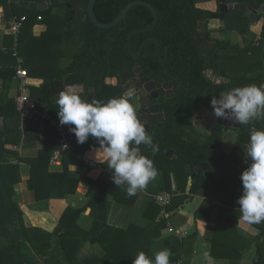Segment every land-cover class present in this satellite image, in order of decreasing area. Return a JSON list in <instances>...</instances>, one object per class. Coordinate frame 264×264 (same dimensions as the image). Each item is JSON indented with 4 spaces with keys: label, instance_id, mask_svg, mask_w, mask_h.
Segmentation results:
<instances>
[{
    "label": "trees",
    "instance_id": "obj_1",
    "mask_svg": "<svg viewBox=\"0 0 264 264\" xmlns=\"http://www.w3.org/2000/svg\"><path fill=\"white\" fill-rule=\"evenodd\" d=\"M43 1L0 0V8L4 9L5 20L13 15L27 17L19 39L18 54L24 58L25 67L30 69L28 84L30 77L43 80L38 88L34 84L29 86L31 100L39 110L48 112L59 120V106L55 100L67 85H83L82 98L94 93L105 103L129 90L138 91L150 81H154L159 86L169 85L173 96L153 101L159 105L163 114V119L160 121L156 116H150L151 121L146 122L141 110L137 109L133 102L137 93L133 94L131 99L138 118L152 136L153 143L159 146L158 152L153 155L151 148L140 145L141 153L151 158L158 170L155 179L148 184L153 185L154 181L163 175L164 186L156 191H171L170 175L178 172L179 168L208 165L211 171L208 180L202 170L198 174L191 171L186 174L184 181L180 180L179 190L184 194L187 192L188 182H191L188 196L183 197L180 204L191 195L199 194L203 188L210 191L206 196L210 200L216 199L224 191H228L233 196L234 190L229 188L231 185H235L239 191L243 190L240 177L250 163V159L246 157L250 132L253 128L264 130V118L252 120L249 124L241 125L237 130L238 139L231 156L239 157V150H242L240 157L245 164L241 172L225 171L223 168L218 170L217 164H221L226 157L216 152L220 149L222 132L225 130L222 119H219L218 125L204 144L188 139L186 135H189L188 129H193L192 120L196 112L208 110L212 113L213 96L219 98L222 92L235 87L264 84V60L258 56L264 43V14L260 15L262 22L260 35H255L251 41L246 42L245 36L251 33L250 27L254 23L240 11L229 10L227 13H222L220 11L222 0H97L95 16L103 24L112 23L128 5L134 2L148 3L155 9L158 16L155 29L135 35L132 49L138 53L148 39H155L159 42L161 59L157 54L158 45L151 41L145 46L141 57L136 60L130 54L128 39L132 32L153 25L154 16L147 7L134 6L128 12L126 19L116 27L100 29L88 17L90 0H68L66 4H61L60 0H50V8L41 12L20 6V2ZM211 1L216 2V10L202 9L198 6ZM230 3L246 4L259 10L264 0H230ZM58 7H67L68 14L64 17L53 14ZM231 12H238L242 16L239 28H234L230 23ZM39 17L42 18L41 21H38ZM214 21L219 24L213 25ZM38 24L46 25L47 31L40 37H35L33 29ZM256 25L254 24L252 29ZM230 31L240 35L242 41L232 44L226 38ZM217 35H223V38ZM64 39L72 43L74 39V44L77 40L78 46L72 56V63L61 70L59 60L63 57L62 54L59 53L53 61L51 51L59 48ZM10 48H8L9 54L12 53V47ZM227 51H235V53L227 54ZM230 59L233 63L229 62ZM135 70H139V73L136 74ZM127 71L132 74L130 80L119 81L117 86L106 84L108 78L119 79L120 74ZM208 73L212 74L213 79L208 77ZM219 76L229 81L218 83L214 78ZM15 80L16 68L0 69L3 93L8 92L9 86ZM3 93L0 95V115L7 120L12 115L6 111V108L12 106L16 109V104L14 105V102ZM14 116L17 120H21L17 109ZM13 133L14 130L10 131L8 128L5 133L3 130L0 131V264H132L141 251L154 261L153 248L157 243L156 239L160 238L162 230L167 226L166 220H160L155 224V217L159 216L163 209L154 202L150 204L149 208L156 210L154 217L156 226L151 238L140 245L144 236L134 237L132 231L136 230L135 227L120 230L108 225L110 202L107 200L108 190L113 188L116 190L115 201L133 205L140 191L138 190L135 196H129L126 191L127 186H117L114 181L97 170L85 168L81 177L70 171L72 165H78L74 160V155L78 153H87L96 162L102 163L99 160L103 157L97 152L99 148L97 139L90 136L85 143L80 144L76 137L70 153L64 159V171L51 173L50 159L55 143L59 140L56 129L46 125L43 148L39 156L26 160L20 158L15 149L6 148L7 145L13 144V141L8 139ZM14 143L17 148L20 140ZM169 150L174 152L175 158H167ZM96 152L98 154H95ZM5 154H12L19 161H27L30 164L28 188L35 192L37 201L50 200L55 194L59 199H63L67 195L75 194L79 184L83 182L89 187L86 195L87 204L79 209L67 208L53 232L27 224L24 212L14 201V186L20 182L19 167L10 163L5 158ZM168 166L169 170H167ZM216 177L219 182L217 181L214 187L206 183ZM224 185H228V188L218 189ZM121 195L130 199L126 200ZM238 199L234 198V203L239 207ZM88 209H91L95 221L90 230H84L78 222ZM171 209L170 205L166 211L169 212ZM251 224L264 232V221ZM214 230L228 237L225 245L221 247V238L211 239L212 254L217 255L216 251L223 249L236 252L235 246L230 244L227 232L218 226ZM197 237L195 233L190 240L194 241ZM176 241L173 240L170 244L173 245ZM88 243L101 245L105 252L104 256L81 257L82 249ZM177 244L180 250L181 242L177 241ZM255 244L259 253L257 263L262 264L264 254L260 250L259 242ZM250 248L251 243L248 241L246 249ZM243 255L232 254L229 257L241 258ZM179 258L177 255L172 259V264H175Z\"/></svg>",
    "mask_w": 264,
    "mask_h": 264
},
{
    "label": "crops",
    "instance_id": "obj_2",
    "mask_svg": "<svg viewBox=\"0 0 264 264\" xmlns=\"http://www.w3.org/2000/svg\"><path fill=\"white\" fill-rule=\"evenodd\" d=\"M208 4L209 5L206 6H204L203 4H199L198 6L202 9L213 10L214 5L212 4V2H208ZM212 5L213 8L208 7ZM3 14L4 9L0 8V69L17 68L19 64L18 59L13 55V53L9 54L8 48H13L14 40L12 37L7 35L6 22ZM212 24L218 25L219 23L217 21H214L212 22ZM252 27L253 26L250 27L251 31L254 29H252ZM46 31V25L38 24L33 29V35L35 37H40ZM227 34L232 39V44H237L239 43V40H242V37H240V35H238L235 31H230ZM247 37L248 35L245 36V38ZM75 41L78 45V41ZM71 43L72 42L64 39L59 48H54L51 51V57L53 58V61L59 53L62 54L63 57H61L59 60V68L61 70L66 69L73 61V54H70L66 50H62L64 49V47L70 46ZM234 53L235 51H227V54ZM260 55L261 59L264 60V54L261 52ZM21 58L24 60L22 56ZM23 67L28 72L30 71L28 67H25V63L23 64ZM214 79L218 81V83L229 81L228 79L222 78L220 76L215 77ZM42 83V79L30 77L28 86L34 84L36 85V88H38ZM0 84L2 86V88L0 89L1 95L3 93L4 87L2 83ZM72 86L75 87L81 93V95L83 94V85ZM29 93L31 95L30 88ZM19 94L20 92L18 90V82L16 80L13 81V83L9 86L8 92L3 93V95H6L8 99L14 102V105L15 99L17 96H19ZM85 98L91 101L93 98L98 99V96L94 93H91ZM6 111L11 114L12 117L6 120L2 115H0V131L5 129L6 132L7 128L10 131L14 130V133L8 136V139L12 140L13 144L7 145L6 148L8 147L9 150L15 149V152H17L20 158L24 160L37 158L39 156L40 150L43 148L46 125L38 121H23L22 119L17 120L14 116L16 113V109H13L12 106H8L6 108ZM199 112H196L195 114ZM191 130L188 129L187 131L189 135L196 132L194 128ZM212 130H210L208 134L203 135L200 138L197 137L198 140L196 139V141L200 142V144H204L206 139L210 136ZM236 130L238 129L225 127V130H223L222 132L220 149H217L216 152L226 157H224V161L221 164H217L218 170L223 168V170L225 171L230 170L234 172H241L242 166L245 164V161H241V149L239 150V157L231 156L238 139V131ZM229 137L232 138L229 139ZM227 138L232 142V146L230 147L229 151L226 152L224 150V141ZM3 139H5V137ZM18 140H20V144L16 148V143L14 142H18ZM58 147L59 142L57 140L53 152ZM95 154L98 153L96 152ZM5 158L10 163L19 167L20 182L14 186V201L19 204L21 210L24 212V217L27 224H30L34 227H40L49 232H53L59 224V221L67 208L70 207L73 209H79L87 204L88 199L86 195L89 191V187L83 182L79 184L77 192L75 194L67 195L63 199H59V197H57V194H55L54 198L50 200L37 201L35 192L28 188V180L30 179L31 174L30 164L27 161H19L12 154H5ZM172 158H175V156L173 155V157L169 159ZM92 159L94 160V158ZM196 167L197 166H193L192 168H190L188 166L185 168H179L178 172L170 175V184L172 186V190L168 192H173L176 194V196L174 197L171 204L172 209L169 212H166V217H164L163 212H161L159 216L155 217L156 210L149 208L152 202L158 205L154 201V196L158 195L160 192H164V190L156 191V189L164 186L163 175H160L157 180L154 181V184L150 183L153 185L147 184L144 190H139L140 193L137 199H135L133 205H127L115 201L114 198L116 190L110 188L107 193V200L110 202L108 225L120 230H127L131 227H135L136 230L132 231L134 237L138 238L140 235L144 236L143 241L140 242L141 245L146 241V239L148 240L151 238V235H153L154 233V229L156 226L155 224L160 220H166L167 226L162 230L160 238L156 239L157 243L153 248V253L155 256L156 252L167 248L171 253L170 264L173 263L172 259H174L177 255H179L180 257L177 262H180L181 264H259L257 263L259 256L257 250L258 246L255 243L257 241L259 242L260 250L264 254V232L241 218L239 207L235 205L234 198H239L242 195V191L237 190L235 185L229 186V188H232L234 190L233 196L228 193V191H224V193L219 195V197H217L216 199L210 200L209 197H206L207 194L210 193V191L203 188L202 190H200L199 194L191 195L184 201L183 204H180L183 197L188 194L191 186V182H188L187 192L185 194L182 193L179 190L180 180L182 179L184 181L186 178V174H189L191 171H193L194 174H198L201 170L196 172ZM49 170L51 173H62L64 171V163L61 167L50 166ZM167 170H169V166ZM70 171L81 177L85 172V168L78 165H72L70 167ZM202 172L204 173V177L207 180L211 177L210 170L209 174L207 175L204 171ZM223 188H228V185H224L222 186V188L218 189ZM121 197L124 198L123 195H121ZM124 199L129 200L130 198L126 197ZM91 212V209H88L81 215L79 219L78 224L84 230H90L95 221V217L91 215ZM154 217L156 219L155 224ZM217 226L218 228H222L224 232H227L226 234L229 235L230 244L235 246L236 252L223 249L221 251H216L217 255L212 254L213 249L211 239L215 240L221 238V247L225 245V242L227 240L226 238L228 237L227 235L216 233V230H214V228L216 229ZM195 233H197L198 237L196 238V240L191 241L190 237ZM173 240L181 242L182 247L180 248V250L178 249L179 246L177 244V241L175 243L173 242V245L170 244ZM248 241L251 243V248L249 250L246 249V244ZM241 253L244 254L241 258L229 257L232 254ZM104 254L105 252L101 245L88 243L83 247L81 257H88L91 255L103 257ZM262 264H264V262Z\"/></svg>",
    "mask_w": 264,
    "mask_h": 264
},
{
    "label": "clouds",
    "instance_id": "obj_3",
    "mask_svg": "<svg viewBox=\"0 0 264 264\" xmlns=\"http://www.w3.org/2000/svg\"><path fill=\"white\" fill-rule=\"evenodd\" d=\"M131 99L129 90L106 103L95 98L89 101L75 87L67 85L56 100L60 124L74 125L70 131L80 144L90 136L98 140L97 152L103 157L99 161L113 170L112 179L117 186H127L129 196L144 189L158 174L153 160L141 153L140 145L151 148L153 155L159 150ZM211 108L215 118L238 125L264 118V84L224 91L219 98L213 96ZM246 157L250 163L240 177L243 190L237 203L244 221L259 224L264 221V130H251ZM170 255L165 248L155 253L153 261L141 251L132 264H170Z\"/></svg>",
    "mask_w": 264,
    "mask_h": 264
},
{
    "label": "built area",
    "instance_id": "obj_4",
    "mask_svg": "<svg viewBox=\"0 0 264 264\" xmlns=\"http://www.w3.org/2000/svg\"><path fill=\"white\" fill-rule=\"evenodd\" d=\"M41 20L42 18L39 17L38 21ZM5 22L7 35L12 37L14 40L12 53L18 59L19 63L18 67L16 68V81L18 82V90L20 92L19 96H17L15 99L17 112L20 114L23 121H38L44 125H49L51 128L56 129L59 134V147L53 152L51 156L50 166L61 167L65 157L68 153H70L71 147L76 140L75 134L70 131V128L74 127V125L68 127L61 125L56 116L39 110L35 103L31 100L28 86L29 74L28 71L23 67L24 60L18 54L19 39L24 25L27 22V17L13 15L8 20H5ZM207 75L209 78L213 79L211 73V76L209 74ZM74 160L79 166L86 169L100 171L101 174L109 177V179L113 181V170L110 169L108 165L96 162L90 158L88 154L78 153L74 155ZM175 196V193L168 191L160 192L158 195L154 196V201L163 209L162 212L164 217L167 216L166 209L172 204ZM175 264L181 263L176 262Z\"/></svg>",
    "mask_w": 264,
    "mask_h": 264
},
{
    "label": "water",
    "instance_id": "obj_5",
    "mask_svg": "<svg viewBox=\"0 0 264 264\" xmlns=\"http://www.w3.org/2000/svg\"><path fill=\"white\" fill-rule=\"evenodd\" d=\"M97 0H90L89 1V6H88V17L89 19L91 20V22L97 26L98 28L100 29H110V28H114L116 27L118 24H120L123 20L126 19L127 17V14L128 12L131 10V8H133L134 6H137V5H141V6H145L147 7L152 15L154 16V22H153V25L149 28H145V29H139V30H136L134 32H132L129 36V39H128V48H129V51H130V54L132 55V57L136 60H138L142 53H143V50L145 48V46L151 42V41H154L156 42V44L158 45V50H157V54H158V57L161 59V54H160V50H159V42L155 39H148L144 44L143 46L140 48L139 52L138 53H135L132 49V40H133V37L137 34H140V33H146V32H150L152 30L155 29L157 23H158V16H157V13L155 11V9L148 3H145V2H134L130 5H128L122 12L121 14L118 16V18H116L112 23L110 24H103L101 22H99L95 16V3H96ZM68 2V0H60V3L61 4H66ZM20 6L26 8V9H29V10H32V11H46L47 9L50 8L51 6V2L50 0H44L43 2L41 3H36V2H20ZM229 10H235V11H240L242 12L246 18L250 19V21H252L253 23H258L260 22V15L261 14H264V4L260 7L259 10H256V9H253L251 7H249L248 5L246 4H231L230 3V0H222L221 1V4H220V11L222 13H227ZM135 73H139V70H135ZM132 77V74L131 72H123L120 74L119 76V79L118 78H108L106 80V84L107 85H111V86H117L119 81L120 82H126L128 80H130ZM2 88L1 84H0V89ZM146 93H151L152 97L153 98H158L159 96L161 97H165V89L164 88H157L156 84L154 81H150L148 83H146L140 90H139V96H143L145 95ZM142 115L143 116H150V115H153V116H156L157 119L160 121L163 119V114L162 112L160 111V107L158 104H155V105H152V106H149V107H146L142 110ZM223 120V125L224 127L226 128H232V129H240L241 125H238V124H234L232 121L230 120ZM146 128V127H145ZM3 131L5 132V129H3ZM147 131V129H146ZM174 155V152L172 150H169L167 151V157L168 158H171L173 157ZM199 170H202L207 174H209V167L208 165H202V166H197L196 167V172H198Z\"/></svg>",
    "mask_w": 264,
    "mask_h": 264
},
{
    "label": "rangeland",
    "instance_id": "obj_6",
    "mask_svg": "<svg viewBox=\"0 0 264 264\" xmlns=\"http://www.w3.org/2000/svg\"><path fill=\"white\" fill-rule=\"evenodd\" d=\"M211 2L214 5V8H213V5L208 6V7L209 8L212 7L213 10H216L217 9L216 2L215 1H211ZM202 4L204 6L209 5L208 2H205ZM68 12H69V10L67 7H58L54 10L53 14H59V15L64 17L66 14H68ZM241 17L242 16L238 12L229 13L230 23L233 25L234 28H239L241 26V23H242ZM254 24H257V25L254 27V29L251 31V33L246 38V40H245L246 42L251 41V38L253 39L255 35H259L261 30H262V22H258V23H254ZM254 24H252L251 26H253ZM217 37L223 38V35H217ZM226 38L229 39L230 41H232V39L228 36V34L226 35ZM240 41H242V40H239L238 42H240ZM256 43L258 44V42H256ZM77 46H78L77 44L72 43L70 46H66L62 50L63 51L66 50L70 54H74L77 51L76 50ZM240 47L242 48V46H240ZM261 52L264 54V43H263ZM261 52H260V54H261ZM260 54H258L259 58L261 56ZM229 62L233 63V60L230 59ZM208 74L210 75V73H208ZM131 92H132V94L134 93L133 90ZM133 102H134V105L136 106V108L139 110H142L144 107H146L150 104L149 98H147L145 96L139 97L138 94H136V96L134 97ZM144 117H145L144 120L146 122L151 121L150 116H144ZM218 123H219V119L215 118L212 115V113L210 114L209 111L202 110L201 112L195 114L193 117V120H192V127L194 128V130H196V132L192 133L191 135H186V136L188 139L196 140L197 137L200 138L201 136L208 134L210 132V130L214 129L218 125ZM215 124H217V125H215ZM231 138L232 137H229V139H231ZM229 139L227 138L224 141V150L226 152L229 151L230 147L232 146V142L229 141ZM217 181H218V178L216 177L213 181L206 182V183H209V186L214 187L217 184Z\"/></svg>",
    "mask_w": 264,
    "mask_h": 264
},
{
    "label": "flooded vegetation",
    "instance_id": "obj_7",
    "mask_svg": "<svg viewBox=\"0 0 264 264\" xmlns=\"http://www.w3.org/2000/svg\"><path fill=\"white\" fill-rule=\"evenodd\" d=\"M156 84V83H155ZM156 86H157V88L159 89V88H164L165 89V97H161V96H159L158 98H153L152 97V95H151V93H146L145 95H143V96H145V97H147V98H149V100H150V104L148 105V106H146V107H149V106H152V105H155L156 103H153V101L155 100V101H157V100H159L160 98H170V97H172L173 96V92H172V89H171V87L169 86V85H164V86H159V85H157L156 84ZM134 91V90H133ZM135 93H139V90L138 91H134V93L133 94H135ZM132 94V95H133ZM139 95V94H138ZM139 97H142V96H139ZM146 107H144V108H146ZM143 108V109H144ZM142 109V110H143ZM142 110H141V114H142ZM143 116V115H142ZM150 116H153V115H150ZM157 118V117H156Z\"/></svg>",
    "mask_w": 264,
    "mask_h": 264
}]
</instances>
